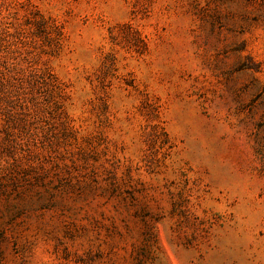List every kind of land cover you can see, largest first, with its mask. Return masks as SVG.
<instances>
[{"label": "rangeland", "instance_id": "obj_1", "mask_svg": "<svg viewBox=\"0 0 264 264\" xmlns=\"http://www.w3.org/2000/svg\"><path fill=\"white\" fill-rule=\"evenodd\" d=\"M0 264H264V0H0Z\"/></svg>", "mask_w": 264, "mask_h": 264}, {"label": "trees", "instance_id": "obj_2", "mask_svg": "<svg viewBox=\"0 0 264 264\" xmlns=\"http://www.w3.org/2000/svg\"><path fill=\"white\" fill-rule=\"evenodd\" d=\"M2 83H0V94H1Z\"/></svg>", "mask_w": 264, "mask_h": 264}]
</instances>
